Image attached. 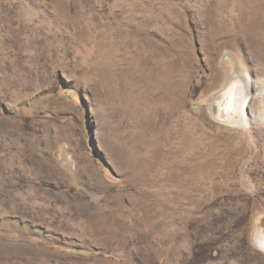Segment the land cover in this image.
<instances>
[{
	"label": "rangeland",
	"instance_id": "374dc122",
	"mask_svg": "<svg viewBox=\"0 0 264 264\" xmlns=\"http://www.w3.org/2000/svg\"><path fill=\"white\" fill-rule=\"evenodd\" d=\"M0 264H264V0H0Z\"/></svg>",
	"mask_w": 264,
	"mask_h": 264
},
{
	"label": "bare ground",
	"instance_id": "6f19581e",
	"mask_svg": "<svg viewBox=\"0 0 264 264\" xmlns=\"http://www.w3.org/2000/svg\"><path fill=\"white\" fill-rule=\"evenodd\" d=\"M248 85V84H247ZM229 95V94H228ZM237 95H238V93H236L235 94V97H234V99H233V103L235 104V108H236V106L238 105V102H237ZM229 97V96H228ZM223 98H224V95H223ZM232 100V99H231ZM220 101V100H219ZM246 101L247 100H244V102L240 105V109L238 108V112H239V114H238V117H244L245 116V106H246ZM228 109V108H227ZM245 119V118H244Z\"/></svg>",
	"mask_w": 264,
	"mask_h": 264
}]
</instances>
